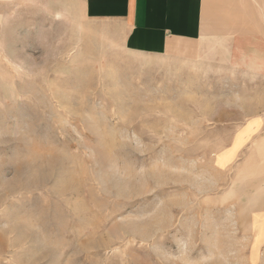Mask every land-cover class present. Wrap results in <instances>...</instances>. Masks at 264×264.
<instances>
[{"label":"rangeland","instance_id":"rangeland-1","mask_svg":"<svg viewBox=\"0 0 264 264\" xmlns=\"http://www.w3.org/2000/svg\"><path fill=\"white\" fill-rule=\"evenodd\" d=\"M81 0H0V264H264V147L198 66L126 50Z\"/></svg>","mask_w":264,"mask_h":264},{"label":"crops","instance_id":"crops-1","mask_svg":"<svg viewBox=\"0 0 264 264\" xmlns=\"http://www.w3.org/2000/svg\"><path fill=\"white\" fill-rule=\"evenodd\" d=\"M128 51L198 66L220 95L213 125L264 147V0H81Z\"/></svg>","mask_w":264,"mask_h":264}]
</instances>
